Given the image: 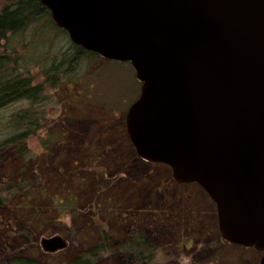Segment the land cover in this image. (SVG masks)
Segmentation results:
<instances>
[{
	"label": "water",
	"instance_id": "obj_1",
	"mask_svg": "<svg viewBox=\"0 0 264 264\" xmlns=\"http://www.w3.org/2000/svg\"><path fill=\"white\" fill-rule=\"evenodd\" d=\"M69 40L128 62L136 154L213 201L223 241L264 264V0H39Z\"/></svg>",
	"mask_w": 264,
	"mask_h": 264
},
{
	"label": "rangeland",
	"instance_id": "obj_2",
	"mask_svg": "<svg viewBox=\"0 0 264 264\" xmlns=\"http://www.w3.org/2000/svg\"><path fill=\"white\" fill-rule=\"evenodd\" d=\"M31 31L22 38L29 40ZM56 32L50 34L52 41L38 43V52L66 48L65 36ZM29 66L32 84L42 85L47 97L40 102L44 127L28 138L33 158L25 165H18L11 150L0 152V175L18 167L21 178L36 181L39 190L25 210L50 222L30 224L31 215L15 208L18 198L5 199L0 204V264H11L15 255L32 256L36 264H70L87 241L95 240L97 229L109 247L99 264H147L116 249L118 241L136 231L153 246L151 264H185L186 258L187 264L259 263L261 251L221 242L214 203L198 184L176 182L167 165L136 154L125 125L126 112L140 93L130 63L81 58L67 76L79 82L68 90L74 96L69 102L63 87L56 94L45 86L39 64ZM26 105L13 103L3 114ZM54 131L63 133V141L44 144ZM70 200L78 201L72 209ZM57 201L62 202L59 210Z\"/></svg>",
	"mask_w": 264,
	"mask_h": 264
},
{
	"label": "trees",
	"instance_id": "obj_3",
	"mask_svg": "<svg viewBox=\"0 0 264 264\" xmlns=\"http://www.w3.org/2000/svg\"><path fill=\"white\" fill-rule=\"evenodd\" d=\"M27 31H31L29 33L32 35L26 41L22 36ZM54 31L65 36L66 48L56 54L48 53L46 50L38 52L37 48L40 46L38 43L52 41L50 34ZM17 44L22 49V54L17 53L18 49L15 46ZM86 56L100 58L96 53L74 45L66 31L53 24L49 11L41 5L39 0H0V152L5 149L11 150L16 156L18 165L23 163L25 165L26 161L33 158L27 140L44 127L42 118L45 111L40 110V102L44 104L47 97L43 94L42 85L32 84L33 78L30 75L29 65L39 64V74L43 77L45 86L58 94L62 87L68 92L72 90L73 85L79 83L74 78L67 79V76L76 70L79 60ZM41 57L44 61L42 66H40ZM74 92L77 94L79 91L74 90ZM63 94L68 96V102L74 97L70 92ZM16 102H26L27 105L16 108L15 111H9L8 115L3 114L7 106ZM63 136V133L59 131L49 133L44 144L46 142L60 144L64 139ZM20 173L18 167L12 172L1 173L0 204L10 197L18 198L19 202H16L15 208L18 212L31 215L30 224L50 222L45 217L34 216V212L25 210L34 191L39 188L36 181H25ZM60 187L54 186L56 190H62ZM41 192L47 196L51 194ZM56 195H50V198L55 199ZM77 202V200L74 202L70 200L67 206L72 209L78 204ZM55 204L59 210L62 202L57 201ZM112 205L116 206L113 202ZM83 239L85 240V237ZM102 240L101 231L97 229L95 240L87 241L84 248L79 251L80 253L71 259L70 264H99L102 255L109 252L108 243ZM118 242L117 250L131 253L138 260L151 264L154 257L153 246L142 232L136 231ZM221 242L225 241L221 239ZM10 261L11 264H36L34 257L25 255L12 256Z\"/></svg>",
	"mask_w": 264,
	"mask_h": 264
},
{
	"label": "clouds",
	"instance_id": "obj_4",
	"mask_svg": "<svg viewBox=\"0 0 264 264\" xmlns=\"http://www.w3.org/2000/svg\"><path fill=\"white\" fill-rule=\"evenodd\" d=\"M188 259H190V258H186V260H185V264H187V260H188Z\"/></svg>",
	"mask_w": 264,
	"mask_h": 264
}]
</instances>
